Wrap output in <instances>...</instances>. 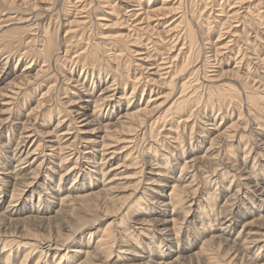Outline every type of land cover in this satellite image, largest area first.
<instances>
[{
  "label": "rangeland",
  "instance_id": "374dc122",
  "mask_svg": "<svg viewBox=\"0 0 264 264\" xmlns=\"http://www.w3.org/2000/svg\"><path fill=\"white\" fill-rule=\"evenodd\" d=\"M75 1L76 0H64L63 2L65 5L61 4V2L57 4L55 8L54 7L52 8V11L50 12L51 16L50 19L48 20H43L46 18L45 17L43 18L42 17L43 15L39 13V15L36 16L37 19L36 21L40 20L42 17V22L44 23L40 24L39 27L32 26L25 29L21 27L22 25L21 23H16V22H18L17 18H19L20 16H24L21 15L22 13L26 14V12L28 11L25 8L18 9L17 7H15L16 6L15 1L10 2L9 0H6L3 3H0V48L2 47L4 51L10 50L12 53H16V52L22 53L23 51L29 50L27 51V54H29L27 58L19 57V54H15V57H13V60L6 68V71H9V74L5 76L3 79L0 78V91H3L5 89V83L7 80L13 78L12 76H14L15 73H19V71L23 68L25 62L30 61L31 59L33 60L32 73H34V71H36L41 66L43 62V58L37 54L34 55L30 53L32 52L33 48L36 49L35 47L38 46L34 41L32 40L30 41L32 36L37 34L36 28L40 30L41 28L44 27V25L46 26V24H48L50 31L48 34L53 41L52 50H54L51 55H54L55 53H58L57 55H60V59H58V63L56 64L57 66L53 67V65L51 64L50 68L42 73L40 77L41 80L39 85L37 84L34 86V84H32L30 86L24 87L25 89H20L21 95L19 94L17 96L16 99L17 102L15 101L14 103L15 105L11 110H9L10 112L2 108V110L4 111H1L3 114L0 113V118H5L8 115H10L8 116L9 120L5 123V125L0 126V143H2V145L4 144L2 147H0V152H3V156L2 158L0 157V160L5 162L7 166L11 164L10 167H13L16 163L15 159L14 160L13 159L9 160V159H11L10 157L11 152H14V150L11 149L15 147V144L19 139L18 136H20L19 135L20 132H23L22 129L23 126L21 123L27 121L28 124H26V126L27 127L29 126L27 129H31V130L33 129L37 132L35 133L33 131V133L36 134L34 137L37 136L38 141L41 139V136L44 135L42 132L52 130L53 127L55 126L57 120L56 118L57 112H52L50 116L47 115V117H49L47 119L44 112H37V110H34L35 108H33L32 110L31 108L36 105V101H38L39 97L41 96V92L45 91L46 87L50 86V84L52 85L50 96L53 97L54 99H51L49 103L51 102L57 104L58 102L59 104L60 101H64L65 98L61 99L63 95L61 94V90L60 92H57L58 90L56 89L54 90V88H56L57 83H60L61 85L63 84L62 81H60L62 78L61 76L63 77L69 76L67 72H69L68 70L70 69H71V74H76L73 78L79 76L81 77L82 74L81 80H83L84 77L83 72H87V76L85 78L86 80L84 81V83L88 85L91 84L92 81L94 82L92 83V85H94V87H92L93 89L89 88L88 90L90 94L89 93L87 94V91L85 92L82 91L84 98H87L86 99L87 101L85 102L88 104L89 111H91L93 108V101L90 100L96 98V95H98L99 92L102 91V88L105 85V83L112 80V78H116V81L118 82L117 85L119 86L118 94L112 99L117 106L113 109L114 110L113 113L110 114L108 117L99 118L98 120L91 123V125H89L88 128L89 129L95 128V130L87 133L79 134L81 141L83 139L81 138V136L95 138L96 142L98 143V146L96 147L97 149H99L100 142L102 140L112 141L111 142L112 144H110L108 151H111L112 149H116V151H120L122 150L121 146H124L128 143L126 142L127 138L125 139L123 138L127 137L128 136L127 134L129 133L127 132L123 133L124 132L123 130L120 131L119 129L114 128L111 125H104V124L116 120L120 111L123 112V110L127 107V101H124V99L121 98L123 97L121 93H123L124 83L125 82L127 83L125 92L126 94H129L133 83L132 81L133 79H135L134 75L136 76L140 75L139 70L135 69V66L138 63L137 58H139L140 55L134 54L131 51L133 50L135 51L136 49V52L141 50L144 52L145 49L141 45H143V43H146L147 39L145 38V36L147 34L144 33L143 34L144 38L142 37V40L138 43L132 41L131 37L134 38V35H132L131 37L130 36L129 37L126 36L124 38L122 37L123 39L121 37L117 39H112L113 44L112 42L111 44H109L108 41H105L107 39L106 37L107 35L108 36H111L113 34L124 35L125 33H127V29L125 28L126 25L118 24V22H116L117 24H113L115 20L117 21V19H115V17L113 16L118 17V15H121L120 13L121 9L124 6H127V4L129 5L130 4L129 1L128 0H77L76 3ZM252 1L254 0H240V2L238 0H223V2L222 0H182L181 1L182 4L180 5L179 8V11H181L179 12V14L181 13L182 15L180 18L181 23L179 24L178 28H180V25L182 26V28H186L187 33H185V36L186 34H188L186 37L187 40H189L190 38L194 43L191 48L192 55H190L191 66L195 65L202 59L204 55V51L206 50L204 48L208 47L209 46L208 44L213 45L214 43L215 44H223L225 42H228L227 44L230 43L227 49L229 51L225 56L226 60L222 61V63L218 65L219 67H221L222 70L224 71L227 70L225 74L226 78L228 77L231 79L226 80V82L229 84L228 86L232 88V90H237L236 89L237 82L240 83L244 82L243 83L244 86L246 85L247 88L249 87V89H253L257 84L253 85V83L251 84V82L249 81L253 78L254 80H256L255 81L256 83L257 80L260 79L259 75L263 76L264 74V73L262 74V72L264 71V62L261 61L262 62L261 63L258 61V58L263 59L264 57V21H263L264 15L258 14L259 10L261 11L260 13L263 12L264 14V7L261 8L260 7L261 5L258 4L256 1H255L256 4L253 3L252 5L251 3ZM32 2L35 3L36 1L28 0L29 4ZM140 2H141V6L145 7L147 5L148 0H141ZM173 2L174 1L171 0L164 5L168 7L174 4L177 5V3L171 4ZM84 3H87L86 8H84L85 9L84 11L81 10L83 12L79 14L78 12H80V8ZM35 4L37 6L40 5L38 4V2H36ZM154 4L155 6H160L161 1L154 0ZM248 4H250L249 15L247 14L245 15L244 14L245 11H243V9H239L238 10L239 12L241 10L243 11V12L241 11V14L239 15L244 14V17H240V20L235 19L232 22L230 31H227L229 29L223 28L224 30H222V28H220L221 22L225 20L224 13H226L225 12L226 10H228L230 7L237 8L240 5L244 7ZM111 6L112 8L114 7V11L109 10ZM220 10H224V11L221 12ZM176 11L177 10H175L174 13L168 15V17L161 19L160 20L161 23L156 24L154 29L155 31L152 32L155 33L156 31H159L160 36L165 37V34H163L164 32L161 28L165 24H170L169 25L170 27L175 23L176 24L178 23L179 19L175 21V18L179 15L176 14ZM116 13H118V15ZM1 14H6V15H1ZM8 15L9 17H7ZM80 15L84 16V17H79L80 20L86 22L83 24L85 26L83 29L84 31L82 30V28H79L78 32L75 31L74 33L65 35V32L68 30L67 28L69 27L68 22L73 20L74 18L79 19L78 16ZM259 16H263L262 17L263 19H260ZM11 17H14L15 19L13 18L12 20ZM99 17H101V19L95 20V18H99ZM21 19L22 18L20 17V20ZM211 19L213 21H211ZM207 22L209 23L207 24ZM154 23L155 22H153V24ZM5 24H10V25L6 27H2ZM242 28L245 29L243 30ZM234 29H236V31ZM231 31L232 32L235 31L233 33L238 34L235 36L236 39L234 38V36H231L232 33ZM218 32H220L221 34L220 37H218ZM148 33L151 34V32ZM73 34H75L76 36L71 37ZM147 36L149 37V35ZM150 38L156 40L159 37L157 34H154ZM101 39L104 40L105 45L103 46L99 45L97 51L98 57L95 60L96 66L93 69L91 68L92 64L87 63V61L82 62L81 59V61L77 62V60L74 59L75 57L73 56H75V54H78L81 50H83L85 46L87 47L90 44L89 45L90 47L88 46V48L91 49V46L94 43L101 42L102 41ZM229 39L232 40L230 41ZM165 40L167 41L163 40L164 42V44L162 45L163 51H161L162 49H159L157 50V52H164L162 54L163 57H167L171 55L173 56L175 55V53L177 54L178 48L181 47L183 39L175 42V39L173 40L172 38L167 36ZM239 44L241 45V50L243 51V53H246V56L248 54L249 55L248 57L252 59V62L256 61V63H251L250 66H248L251 60L246 58V56L240 62H236L238 61V59L233 60L237 55V48ZM109 45H115V47H111ZM160 45L161 44L158 43L157 46ZM148 46H150V44ZM155 46L153 45L149 47V51L151 52L152 50L154 52ZM65 48L68 50L67 54H65L64 51ZM187 49H185L186 52ZM4 51L3 54L5 55L6 52ZM114 53L117 54L118 56H116L117 58L112 59ZM256 56H258V58ZM18 59L19 61H17ZM70 59H72V62L70 61ZM149 61H153V59ZM208 61H209L208 64L212 62L211 60H207L206 63ZM174 63H176V65L170 67L173 69H175L176 67L177 69V67H179L181 63V59L174 60ZM190 65L186 67V70H184V72L182 73L179 72V74L181 73L180 74L181 76L179 74L174 76L173 82H177V79L180 80V78L186 76L189 73V71L187 70L188 68H190ZM116 67L117 69L114 70ZM44 68L45 67H43V70ZM52 68L54 69L52 70ZM55 68H57L58 73L54 72ZM231 68L233 71H231ZM209 69L211 68L209 67ZM228 72L231 73V76ZM234 74L239 75L238 77L242 75L241 76L242 79L237 78ZM246 75H249L247 77L248 79L246 78ZM244 77L246 78V80L244 79ZM97 78L98 79L100 78L101 81L98 82ZM105 80H107V82ZM144 84L145 83H141V84L139 83V86L135 94H133L130 101H128L131 104L128 108H131V110H135L137 108L135 106H140V105L143 106L145 101L148 99L150 94L149 89L145 87V90L143 91ZM67 86L71 87V85H67ZM172 86L168 87L165 84L163 85L156 84L155 87H153V91L151 95L158 96V92H159L160 96H164L165 93L168 91L167 89H173V88L175 89V83ZM253 90H255V94L258 93V95L261 96L262 98L261 100H263V103H259V104H261L264 107V89H261V87H259V89L258 88L256 89L255 87ZM259 90H261V92ZM142 91L143 94L141 96ZM179 92L180 91L175 92L174 94L171 93L168 96L169 98L167 97L165 103L168 102L169 103L166 105V107L160 109L161 113H163L170 104V102H172V100H174L178 96ZM55 95H58V97H55ZM234 95L236 96L237 100L235 101L231 100L232 104L230 105H228V103L223 104L222 108L220 109V112H222V114L216 117V122L219 123L220 117L223 116V119L219 123V124L221 123L223 124L222 129L226 128V126H228V124H230L232 121L237 122V124L239 123L240 124L239 126L241 125L244 126L245 123H248L250 120H252L250 116L247 117L250 118V120L249 119L246 120L245 110L242 111L238 110L240 106H238L237 103L241 101V95L238 94L240 97H238L237 94ZM57 98H60L61 100ZM22 99H24L23 100L24 102L22 101ZM161 100L162 97L156 103H158ZM212 102L214 103L213 104L214 108L212 109L211 108L212 106H209L204 111H201L200 114H199V108L197 109L195 107L197 110V111L195 110L196 111L195 114H197L198 112L197 114L198 116H193V115L189 116L190 111H187L185 114L181 113L182 115L181 114L177 115V113L171 115L173 117L168 121H166V119L169 118L170 115H168V117L165 115L167 118L165 116L161 118L160 116L159 118L160 120L154 119L153 122L155 123H153L152 125V127L153 126L154 127L153 128L151 127L152 131L150 130L151 133L149 134L150 141H148L147 139L145 140L147 135H138L135 140V144L133 146L129 147L128 149L122 150L120 153H118V157L116 159L110 160V162H107V164L104 165V168L106 169L110 166L119 167L115 171H119L120 173L117 172L114 175L118 179H115L112 182V184H110L111 188L108 189V191L105 194H94V195L85 196L79 200L77 199L73 200L71 202L72 206L70 205V207L69 206L66 207V210L69 211L68 213L56 212L58 208L62 207V205L59 206L60 203L58 199H52L54 203L49 205L47 204L46 197L47 195H49L48 192L51 191L49 187L52 186L53 188L55 187L54 189H56L57 187L55 185L58 183L59 186L58 189L60 190V193H66V188L69 186L71 179L75 176H78L77 177L78 182L81 181L80 179H83L84 181L85 178H86L85 181L89 182L86 173L93 174V172L89 171L90 169L92 171L93 167H91L85 161L77 162V165H79V167H77L73 171L74 173L73 175L61 177L60 173L62 174L64 170L70 168L75 163L74 162L76 157L75 154L69 160L67 161L65 160L62 162H59L60 158L55 157L54 162L52 163L49 161L43 162L39 170H35L34 169L35 166L39 164L43 158L44 159L46 158L44 153H46L47 151L44 150L43 148H41L43 150L41 149L37 150L36 161L34 162L32 167H30L34 169L33 171H38L35 177L33 176V174L24 173L25 176L23 175L22 178L20 179L12 180V182L9 185L7 184L6 186H4V189L6 190H1L0 192V196H1L0 197L1 199L0 200V239L3 238L1 237L2 235L6 234L8 235V238L10 239L12 238V240H14L12 241V243H9L8 246H3L2 243L0 244V264H4L2 259L5 258V255L7 256L9 253L10 254L8 259L10 260L9 261L10 264L19 263V260H21L20 258H22L23 256V252L27 249L23 245L19 246L20 243H18V241L21 238L32 239L27 241H33V242H37V240L43 241V239H50L58 243H62L64 240H67L66 245H63V247L65 246L66 248L60 252V253H66L67 257L65 258V260H62L63 262L60 264H64V263L66 264L67 259H68L67 264H76V262L78 263L79 260L81 261L85 259V255H86L85 252L87 251H90L92 253L89 254L90 256L87 259L89 264H119V263L140 264L141 262L147 260L148 262L153 264L157 263L159 260H165L166 262H170L173 258H175L176 253L181 254L182 258L179 260V262L177 263L173 262V264H259L260 262L263 263L264 261L262 259L264 257V245L259 249L258 248L256 249L255 247H249V248L244 247L242 250L245 256H242L241 254L238 253L236 257H234L231 260V262L227 261V259H229L228 255L230 253L224 254L226 249L229 248V246L233 244V242L234 243L242 242V240L245 237L247 238L251 236V233L252 236L258 234L260 235L264 234V149L259 148L258 143L256 142V139H258L261 136H257V133L253 131V129H252V134H250L251 127L250 129H248L249 126L247 125L248 127H246L245 133L248 134L249 141L246 142V145L245 142H243L241 145L239 144L237 146L235 141H230V142L225 141L226 138L219 140L220 141L219 144L216 145L218 149L220 148L218 157L216 156L213 160L207 162L209 163V165L210 164L215 165L216 168L215 172H212L210 170L209 173L210 176L209 175L206 176L205 175L206 173L201 175L199 174L202 172L201 170H203L202 167L203 164L201 163V161L198 163L201 168H199L198 165H195L196 170L192 169L191 167L190 168L185 167L183 169V172H179L180 171L179 168L184 164L185 160L187 163L188 161L187 159H190V157L192 158L197 155L203 158L202 156L203 154L208 155V151H206L208 142L207 141L204 142V139L200 135V133H202L201 129H203V127L209 128L211 126L210 124H207L211 120L207 121V119L213 118L219 110L218 107L219 102L217 103V100H213ZM152 105L153 103H151V106ZM63 106L64 105L60 104V108ZM55 107L58 108V106ZM201 107L202 106H200V109ZM56 110L57 109L54 108V111ZM26 114H29V116L27 115L28 116L27 117ZM239 114H240V119L239 121H237L238 119L237 117ZM251 115L253 116V114ZM36 116L37 119H35ZM187 116H189L188 118H190L188 121L185 122L180 121L177 124V122L180 119L186 118ZM260 118L264 120L263 115L262 116L260 115ZM102 124L104 125V127L106 126L105 128L109 130L103 129L104 127ZM170 124L174 128L178 126V132H179L178 134L180 137L175 141L177 143L169 140L170 142L161 144L160 143L162 139L161 136L166 131H168V129L169 130L171 129L169 127ZM184 124H185V127L183 129L184 131H182V127ZM192 126H193L192 129L193 131L190 132ZM253 126L255 125L252 124V128ZM146 128L147 126L145 127V129ZM210 131L213 132L212 129H210ZM260 131L264 133V128L263 130ZM76 133H77L76 130H74V134ZM105 133L107 135L109 134L110 136L109 137L106 136ZM136 133L140 134V129L137 130ZM136 133H133L132 135L129 136H136L137 135ZM173 135L175 136L176 133L174 132ZM140 136L143 137L139 138ZM34 137L31 138L33 139V142L35 140ZM117 137L119 139H117ZM7 138L10 139L8 145L5 144L7 143L6 142ZM48 138H53V137H46V139ZM229 138L228 140H231ZM31 139L29 140L27 145L31 142ZM71 139H73V137ZM168 143H170L172 146H167ZM231 143L235 144L234 145L235 147L232 146H230L231 148L228 147V145H230ZM36 144L37 142L34 144V147ZM78 145H82V142H80V144ZM129 145L127 144L126 147ZM148 146H150V154L142 156L143 149L147 148ZM243 147H245V150ZM181 150H182V154H181ZM224 150L226 152H224ZM97 158L98 159L100 158L99 153ZM164 158H166L165 160L167 161L169 160V162L167 163V167L164 168L166 175L164 177H161L162 179L161 184L163 185L154 186L156 187L157 190H159L158 191L159 196L157 194L156 196H154L149 192L148 194H150L151 196L147 194V196L145 197L147 201H145L144 198L143 200H141L143 204L146 203L147 205L146 207H148L147 209H150V215L149 212L147 211L143 212L144 207H139V210L142 212H136L135 210H133V207H129L132 203L131 201L133 198L132 194H134L135 190H137V185L138 187H140V185L147 186L144 184V182L150 181L149 178L153 177L151 173L150 174L148 173L151 170L149 164L155 163V165L159 164L161 166H165L166 162L162 161ZM216 158L218 159L216 160ZM118 162L121 164H119ZM216 162L220 163L218 167L216 166ZM225 162L228 163L225 164ZM231 164H233L234 166H232ZM6 165L4 166L6 167ZM252 169L255 175L254 178L256 179L260 187L256 189L254 187H242V185L240 187V184L242 183V180H240L241 174L247 170L248 171L250 170L251 172ZM31 170H29V172ZM194 172L195 175L193 178L195 180L193 179L194 182L193 184L196 183L197 184L192 185L190 182V185L192 186V188L198 186L197 191H200V193L198 194L196 193L195 198L201 200V198H205L206 196H209L208 198L209 202L212 205H214V207H211L213 209L212 212H211V208L205 207V209H203L204 216H200L199 218L198 208L193 200L192 201L193 203H191L192 205L189 206L190 208L188 211L183 212L182 207L177 209L174 208V211H172L173 216H167L161 211V209L164 208L161 205V203L168 202V193L171 190V185L176 183L178 187H183L185 184L189 182V180L192 179L191 174ZM222 172H226V174L221 175ZM2 175H4V173L3 174L0 173V177ZM83 175L85 178L82 177ZM155 177H157V175ZM101 179H102L101 176L98 175L97 180L92 179V184H94V186L88 185L89 187L86 186L83 189H78L76 192H74L75 193L74 195L81 196L82 194H85L88 191H97L101 187L100 185L102 181ZM14 182H16L17 184L13 189L12 183ZM188 186H185V188L188 189ZM238 186L240 187V189ZM236 187L238 189H236ZM235 191H238V193L237 192L235 193ZM12 192L15 195L14 196L15 199H13L12 203L15 204L14 208L17 207V210H14L13 208L12 210H10L11 211L10 214V211L6 212L4 211V209L6 208L10 200H12L11 199ZM39 195L40 197H38ZM38 198L40 199L38 200ZM138 200L139 199H137L136 201ZM148 201L153 204H149ZM188 203L184 204V207L186 206L187 208ZM202 203L205 204V201H202ZM171 208H172L171 206L166 207V210L168 209L167 214L168 213L170 214ZM230 208L232 213L229 215L227 213L230 211ZM125 212H126V216L122 217L121 219V216ZM167 217L173 218L174 219L173 222L176 223V226L178 225V227L181 228L180 233L178 234L177 237L178 242H176L177 238L173 239L174 241H171V243L168 242V240L165 241L163 240L162 249L165 252L160 253L159 256H156L155 253H151L150 249L147 248L149 247L148 245L149 242L147 239L153 235L159 241L158 237H161L160 228H162L165 225L168 227L170 226V228H172L173 222L167 221L166 220ZM3 218H6L7 220ZM143 219L145 220L149 219V220L143 221ZM134 220L135 223L133 224ZM137 221L138 222L143 221L144 223L136 224ZM202 221H204L205 226L202 225ZM230 221L232 222L230 223L231 225L227 227L225 233L221 234L222 232L221 230H219L221 226L220 222L229 223ZM125 228H128V231L125 234H128V232L130 233L126 235L128 236V238L124 237L125 235H122L121 233L118 234L119 231H122ZM137 228H141V230L139 229L137 230L138 233L135 230ZM103 230H107V232H109L111 235L115 234V240L114 243L112 244V248L109 253L110 255L109 259L105 258V256L101 253H98L99 255L95 254L96 251L94 246H96L97 238L100 237L99 235L102 234ZM132 230H135L136 233H133ZM182 231L184 232L182 233ZM213 234H215V236H220V238L222 239L223 238L226 239V241L223 240V245L220 244L217 246L216 240H211L210 243L208 244V248H209L208 252H211L210 256H208L206 253L191 255L192 253L198 251L204 239L205 240L207 238L209 239L210 236ZM123 240H126V242H124ZM23 241L26 240H22V242ZM163 243H167V245L170 246V249H172L173 252L167 249L165 247V244ZM150 244L153 245V243L151 242ZM2 246H3L2 248L3 250L1 251ZM29 246L31 245L28 244L27 247ZM35 247L37 248V246ZM123 249H126L124 250L125 254L123 252L118 251ZM159 249L160 251L162 250L161 248ZM77 250L80 253H78ZM40 251L41 250L39 248L33 250L32 251L33 254L27 259L25 264H35L38 259L37 257L40 255ZM136 251L139 253L141 252L146 257H144L143 260L140 258V261L136 260L137 258H135V260L131 259L130 262L124 259H119L121 258L122 255L133 257V255H131L130 253ZM169 251H170V254L168 255L169 257L166 258L167 257L166 252ZM153 252H157V251L154 250ZM211 256H213L214 258L212 260H209L208 262L206 258ZM41 259L42 260L40 264H54L53 253H48Z\"/></svg>",
  "mask_w": 264,
  "mask_h": 264
},
{
  "label": "bare ground",
  "instance_id": "6f19581e",
  "mask_svg": "<svg viewBox=\"0 0 264 264\" xmlns=\"http://www.w3.org/2000/svg\"><path fill=\"white\" fill-rule=\"evenodd\" d=\"M5 1L6 0H0V3H3ZM9 1L10 2L15 1V3H16L15 7H17L18 9H24L25 8L28 11V12H26V14H23V13L21 14V15H24V16H20L23 20L22 19L20 20V17H19V18H17L18 22H16V23H21L22 24L21 27H23L24 29L28 28V27H32V26L39 27L40 24L44 23V22H42V17L46 18V19H43V20L50 19V16H51L50 12L52 11L53 7L55 8L56 5L59 4L60 2H61V4L65 5L64 2H63L64 0H32V1L38 2V4H40L38 6L35 4L36 2L35 3L32 2V3L29 4L28 0H9ZM76 1H75V3H76ZM128 1H129L130 4L129 5L127 4V6H124L121 9V11H120L121 15H118V13H116L118 15V17L113 16V17H115V19H117V21L115 20L113 22V24H117L116 22H118V24L126 25L127 27L125 26V28L127 29V33H125L124 35H121V34L120 35H114L113 34L111 36L107 35L106 36L107 39L105 41H108L109 44H111V42H112V44H113L112 39H117V38H120V37L124 38L126 36H128V37L130 36L131 37L132 35H134V38L131 37L132 41L138 43V42H140L142 40V37H143L144 33L149 35V37L147 35L146 36L144 35L145 38L147 39L146 43H143V45H141L145 49L144 52L142 50L136 52V49H135V51L134 50L131 51L134 54H137V55L139 54L140 55L139 58H137V60H138L137 62L138 63L135 66V69L139 70V72H140L139 74L140 75L139 76L134 75L135 79H133V81H132L133 83H132V87L130 89V93L129 94H126V92H125L127 83L126 82L124 83L123 93H121L123 97H121V96L120 97L123 98L124 101H127V107L123 110V112L120 111V113L118 114L116 120L110 121V122H107V123L104 124V125H111L112 127L119 129L120 131L123 130L124 131L123 133H125V132L129 133V134H127L128 136L124 137L123 139L127 138L126 139V142H128L127 144L128 145L131 144V145H129L127 147H126L127 144L124 145V146H121V149L125 150V149H128L129 147L133 146L135 144V140H136L138 135H147L145 140L147 139L148 141H150V135L149 134L152 131L151 127H152L153 123H155V122H153L154 119L157 120V119L160 118V116L162 118L165 115L167 117H168V115H170L169 118H167L165 116L167 118L166 121H168L169 119H171L173 117L171 115H174L176 113H177V115L181 114V113L185 114L187 111H190L189 116H192V115L193 116H198L197 115L198 112H197V114H195V112L197 111L196 108L197 109L199 108V114H200L201 111H204L209 106H212L211 108L213 109L214 108V106H213L214 103L212 102L213 100H217V103L219 102V104H218L219 110H218L217 114L213 118L207 119V121L211 120V121H209L207 123V124H210L211 126L209 128L203 127V129H201L202 133H200V135L204 139V142H206V141L208 142V146L206 147L207 148L206 151H208V155L207 154H203L202 155L203 158L200 157V156H197V155L192 157V158L190 157V159H187L188 160L187 163H186V160H185V162L183 161L184 164L182 163L183 165L180 168L178 167L179 170H180L179 172H183V169L185 167H187V168L191 167L192 169H195V165H198L199 168H201L200 165L198 164L200 161L203 164V166H202L203 170H201L202 172L199 173L200 175L206 173L205 175L207 176V175H209L210 170L212 172H215L216 171L215 165H212V164L209 165V163H207V162H210V160H213L216 156L218 157L219 152H220V148L218 149V147L216 145L219 144V142H220L219 140H222V139L226 138L227 140L225 139V141H229V142L230 141H235L237 146L239 144L241 145L243 142H245V145H246V142L249 141L248 134L245 133L246 132V127H248V126H249L248 129H250V127H251L250 134H252V129H253V131H255L257 133V136H261L258 139H256V142L258 143L259 148H263L264 149V133L262 131H260V130H263V128H264V120H262V118H260V115L264 116V114H261V113H264V109H263L264 107L261 104H259V103H263V100H261L262 99L261 96H259L258 93L255 94V90H253L255 87H256V89L257 88L259 89V87H261V89H264V78H263L264 71L262 72L263 76L262 75L260 76L258 74L260 79H258L256 83H255L256 80H254L253 78L249 81V82H251V84L253 83V85L257 84L253 89H249V87L247 88L246 85L244 86L243 85L244 82L243 83L242 82L241 83L237 82L236 89L238 91L237 90H232V88H230L228 86L229 84L226 82V80L231 79V78H228V77L226 78L225 74H226L227 70L226 71L222 70L221 67H219V65H218V64H221L222 61L226 60L225 56H226L227 52L229 51L227 49H228V45L230 43L227 44L228 42H225L223 44H215V43L213 45L212 44L211 45L208 44L209 46L204 48L206 50L204 51V55H203L202 59L200 58L201 60L198 63H196L195 65H192V66L190 65V63H191L190 55H192L191 54V48H192V45L194 43H193V41L190 38H189V40H187L186 37H187L188 34H186V36H185V33H187L186 28H182L181 25H180V28H178L179 24L181 23V19L180 18H181L182 14L181 13L179 14V12H181V11H179V8H180V5L182 4L181 3L182 0H173L174 2L171 3V4L177 3V5L174 4L175 6L172 5V6H169V7L165 6L164 4H166L168 1H171V0H160L161 1V5L160 6H155L154 0H148L147 5L145 7L141 6V2H140L141 0H128ZM238 1L240 2V0H238ZM255 1L258 4L261 5L260 6L261 8L264 7L263 6L264 0H254V1L251 2L252 5H253V3H255ZM222 2H223V0H222ZM250 4H248V5L244 6V7L242 5H240L237 8L230 7L228 10H226L225 11L226 13H224L225 14L224 15L225 16V20L221 22L220 28H222V30L229 29L227 31H230L232 22L235 19L240 20V17H244V14L245 15L246 14L249 15ZM86 5H87V3H84L81 6L80 12H78L79 14L85 10L84 8H86ZM237 5H239V4H237ZM216 9H219V8H216ZM239 9H243V11H245V13L242 14V15H239V14H241V11H242L241 10L239 12L238 11ZM81 10H83V11H81ZM109 10L110 11H114V7L112 8V6H111L109 8ZM175 10H177L176 14H179L175 18V21L177 19H179L178 23L177 24L175 23L176 25L174 24V25H172L170 27H169L170 24H165L164 26H162L161 29L163 30V32H164L163 34H165V37L160 36V32L159 31H156L155 33L152 32V31H155L154 29H155L156 24H158V23L160 24L161 23L160 22L161 19H164V18L168 17V15L174 13ZM220 11L223 12L224 10H220ZM260 12L261 11L259 10L258 14L264 15L263 12L262 13H260ZM39 13L41 15H43V16L41 17L40 20L36 21L37 20L36 16L39 15ZM1 15H6V14H1ZM7 17H9V15ZM79 17H84V16L80 15V16H78V18ZM259 17H260V19H263L262 18L263 16H259ZM11 18L13 20L14 17H11ZM98 19H101V17L95 18V20H98ZM211 21H213V20L211 19ZM263 21H264V19H263ZM153 22H155V23L153 24ZM84 23H86V22L83 21V20H80V18L79 19H75L74 18L73 20L69 21L68 22L69 27L67 28L68 30L65 32V35H69L70 33H74L75 31L78 32L79 28H82V30H83L84 27H85L83 25ZM208 23L209 22H207V24ZM10 24H12V23H10ZM10 24H5L2 27H6V26H8ZM166 27H168V28H166ZM36 30H37V34L32 36L30 41L31 40L34 41L38 46L35 47L36 49L33 48L32 52H30V53H32L34 55L37 54V55L41 56L43 58V62L41 64V66L36 71H34V73H32L33 60L31 59L32 61L30 60V61L25 62L24 65H23V68L19 71V73H15L14 76H12L13 78H11V79L6 81L5 89L3 91H0V113H2L1 111H4V110H2V108H4L5 110H8V111L13 108V106L15 105L14 104L15 101L17 102V100H16L17 96L21 92L20 89H25L24 87L30 86L32 84H34V86L37 85V84L39 85L40 84V80H41L40 77H41L42 73L44 71H46L47 69H49L51 64L53 65V67L57 66L56 64L58 63V59H60V55H57L58 53H55L54 55H51L54 50H52L53 49V41H52L51 37L48 34L50 32L48 24H46V26L44 25V27L41 28L40 30L38 28H36ZM234 30L236 31V29H234ZM174 31H176V32H174ZM235 31H233V32H235ZM148 32H151V34H149ZM233 32L231 33V36H234V38L236 39L235 36L238 35V34H235ZM117 34H119V33H117ZM152 34L153 35L157 34L159 38H157L156 40L155 39H151L150 37L153 36ZM75 36L76 35L73 34L71 37H75ZM167 36L172 38L173 40L175 39V42H177L178 40H182V39H183V41H182L181 47L178 48L177 54L175 53V55H173V56L172 55L171 56H167L168 55L167 54L166 55L167 57H163L162 54L164 52H157V50L162 49L161 51H163V46H162L164 44L163 40L167 41L168 38H167V40H165V38ZM220 36H221V34H220V32H218V37H220ZM218 37H217V39H218ZM241 40H242V38H241ZM243 41H244V39H243ZM26 43H28V42H26ZM116 43H114V44H116ZM158 43H160L161 45L157 46ZM149 44H150V46H148ZM99 45H101V46L105 45L104 40H102L101 42L94 43L91 46V49H89L88 46L87 47L85 46V48L83 50H81L78 54H75V56H73V57H75L74 59H76L77 62L81 61V59H82V62L87 61V63L92 64L91 68L93 69L96 66V63H95L96 61L95 60L98 57V52L97 51H98ZM153 45L154 46L156 45L155 48H154V52L151 49H150L151 50V52H150L149 51V47H151ZM109 46L115 47V45H109ZM1 48H0V78L3 79L5 76H7L9 74V71H6V68L8 67L10 62L13 60V57H15V54H19V57L27 58L29 56V54H27V51H29V50L23 51L22 53H17V52L16 53H12L10 50H9L10 52L9 51H4L3 48L2 49ZM28 48H30V47H28ZM185 49H187V52H186ZM3 51L6 52L5 55L3 54ZM64 51H65V54L68 53V50L66 48H65ZM158 54H160V55H158ZM116 56H118V55L114 53L112 59L117 58ZM245 56H246V53H243V51L241 50V45L239 44L238 48H237V55L235 56V58L233 60H237L238 59V61H236V62H240ZM248 56L249 55L247 54L246 58L251 60L250 63L248 64V66H250L251 63H256V61L252 62V59L250 57H248ZM256 57L258 58V56H256ZM209 58H211V59H209ZM112 59H110V60H112ZM151 59H153V61H149ZM176 59L177 60L181 59V63L179 65V67H177V69H176V67H175V69H173L170 66L173 67L174 65H176V63H174V60H176ZM207 60H211L212 62H210V64H208L209 61L206 63ZM17 61H19V59ZM70 61L72 62V59H70ZM258 61L259 62H261V61L264 62V57H263V59L262 58L261 59L258 58ZM199 63H200V65H199ZM188 65H190V68H188V70H187V71H189V73L186 75V72H185L186 76L180 78V80L177 79V82H173L174 81V76L178 75L179 72H181V73L184 72V70H186V67ZM43 67H45L44 70H43ZM209 67L211 69H209ZM53 69L54 68H52V70ZM116 69H117V67L114 70H116ZM68 71L69 72H67V73L69 74V76H65V77L61 76L63 79L61 78L60 81H62L63 84L61 85L60 83L56 82L57 85L55 84L56 88H54V90L55 89L58 90L57 92H60V90H61V94H63L61 99L65 98V100L64 101H60L59 104H58V102H57V104L51 103V102L49 103V101L51 99H54L53 97L50 96V93H51L50 91L52 90V88H51L52 85L50 84V86L46 87L45 91L41 92V96L39 97L38 101H36V105L31 108V110L33 108H35L34 110H37V112H44L46 117H47V115L50 116V114L52 112H57V117H56L57 120H56V124L53 127V129L49 130V131L42 132L44 135L41 136V139L38 141L37 140V136L34 137L36 135L35 133H37V132L35 130H33V129L32 130L31 129H27L29 126L27 127L26 124H28V123H27V121L26 122L24 121L23 123H21L22 126H23L22 127L23 132H20V134H19L20 136H18L19 139L17 140V142L15 144V147H13L11 149V150H14V152H11V154H10L11 155L10 156L11 159H9V160H12V159L14 160L15 159V162H16L15 165L13 167H10L11 166L10 163H9L10 165L7 166L5 162L0 160V173L1 174L4 173V175H2L0 177V192H1V190H6V189H4V186H6L7 184L9 185L12 182V180H17V179L22 178L24 173L33 174V176L35 177V175H36V173L38 171H33V170L34 169L35 170H39V168L41 167L43 162H47V161H49L51 163L54 162L55 157L60 158L59 162H62V161H65V160L66 161L69 160L70 158H72L73 155L76 154V157H75V160H74L75 163L70 168H67L66 170H64V172L62 174L60 173L61 177L62 176L73 175L74 174L73 171L77 167H79V165H77V162H81V161L82 162H84V161L87 162L91 167H93L92 171L89 168L90 169L89 171L93 172V174L86 173L87 174V179L89 180V182L85 181L86 178L84 177V175L82 177H84L85 180L83 181V179H80L81 181H79V182L77 180L78 176H75V177H73L71 179V182H70L69 186L66 188V193H60V190L58 189L59 188L58 183L55 185L57 187L56 189H54L55 187L53 188L52 186L49 187L51 189V191L53 192V194H52L51 191L48 192L49 195H47V197H46L47 204L49 205V204L54 203V201H52V199H58L59 203H60L59 206L62 205V207L58 208L56 210V212H64V213H68L69 212L68 210H66V207H68V206L70 207L71 202L73 200H76V199L79 200V199H81V198H83L85 196L94 195V194H105L108 191V189L111 188L110 184H112V182L115 179H118L114 175L117 172H119V171H115L119 167L118 166H110V167H108L106 169V168H104V165L107 164V162H110V160L116 159L118 157V153H120L122 151V150L116 151V149H112L111 151H108V149L110 147V144H112L111 143L112 141H104V140H102L100 142L99 149H97L96 147L98 146V143L96 142L95 138L81 136V138H83L82 141H81V139L79 137V134L87 133V132L95 130V128H93V129L90 128L89 129L88 128L89 125H91V123H93L94 121L98 120L99 118L108 117L110 114L113 113V111H114L113 109L115 107H117L115 102H113V100H112L118 94V89H119V86L117 85L118 82L116 81V78H112V80H110L108 82H107V80H105L107 83H105V85L103 86L102 91H100L99 94L96 95L95 99H93V100L89 99L90 101H93V108H92L91 111H89L88 104L85 102V101H87L86 100L87 98H84L82 91H84V92L87 91V94H88L89 93V91H88L89 88L94 87V85H92V83H94V82L92 81L91 84H88V85L86 83H84V81L86 80L85 78L87 76V72H83L84 73V77H83V80H81L82 74H81V77L79 76V77L73 78L76 74H71V69L68 70ZM127 71H128V69H127ZM231 71H233L232 68H231ZM54 72L58 73L57 68H55ZM172 72H173V74H172ZM229 74L231 76V73H229ZM126 75H127V73H126ZM234 75L237 78H241L242 79V77H241L242 75L240 77H238L239 75H236V74H234ZM248 76L249 75H246V78ZM168 77H170V78H168ZM246 78L244 77L245 80H246ZM97 80H98V82L101 81L100 78L99 79L97 78ZM141 80H143L144 82L141 81ZM240 81H242V80H240ZM139 83L140 84L141 83H145L143 85V91L145 90V87H147V89H149V93L150 94H149V97L145 101L143 106H141V105L140 106H135L137 108L135 110H131V108H128L131 105L128 101H130V99L133 96V94H135V92H136V90H137V88L139 86ZM174 83H175V89L174 88L173 89H167L168 91L165 93L164 96H160L159 92H158V96H152L151 95V93L153 91V87H155L156 84H159V85L160 84H162V85L165 84L168 87H170ZM67 85H71V87H68ZM140 87H141V85H140ZM143 91L141 93V96L143 94ZM178 91H180L178 96L174 100H172V102H170V104L165 109V111L163 113H161L160 109H163V107H166V105L169 103V102L165 103L167 97L171 93L174 94L175 92H178ZM259 91L261 92V90H259ZM52 93H53V91H52ZM55 93H56V91H55ZM234 94H237V95L240 94L241 95V101L239 103H237V105L240 106L238 108V110L239 111L240 110L241 111L245 110L246 120L247 119L250 120V118H247L249 116L252 118V120H250V121L248 120L249 122L245 123L244 126H242V125L239 126L240 125L239 123L237 124V122L232 121L230 124H228V126H226V128L222 129V125L223 124L222 123L219 124V123L223 119V116L220 117L219 123L216 122V117L220 116L222 114V112H220V109L222 108L223 104L228 103V105H230V104H232L231 100H233V101L237 100L236 96ZM55 97H58V95H55ZM161 97H162V100L159 101L158 103H156L159 99H161ZM238 97H240V96L238 95ZM57 99H60V98H57ZM170 99H172V98H170ZM23 100L24 99H22V101ZM168 101H170V100H168ZM151 103H153L152 106H151ZM60 104L64 105V106L60 108ZM137 105H139V104H137ZM55 106H58V108H56ZM200 106H202L201 109H200ZM54 108L57 109V110L54 111ZM31 113H32V111H31ZM59 114H62V115H59ZM251 114H253V116ZM27 115L29 116V114H26V116ZM8 116H10V115H8ZM8 116L5 117V118H0V126L5 125V123L9 120ZM189 116H187L186 118L180 119L177 122V124L180 121H183V122L188 121L190 119V118H188ZM46 117H45V119H46ZM48 118L49 117H47V119ZM237 118H238L237 121H239L240 114L238 115ZM35 119H37V116L35 117ZM252 124L255 125V126H253V128H252ZM104 125H103V127H104ZM146 126H147V128L145 129ZM193 126H192L190 132L193 131L192 130ZM105 127L103 129L109 130V129L105 128ZM169 127L171 129L169 130L167 128L168 131H166L161 136L162 137V139L160 141L161 144L166 143V142H170L169 140L175 142L180 137L179 134H178L179 133L178 132V126H176L174 128L170 124ZM184 127H185V124L182 127V131H184L183 130ZM139 129H140V134H137L136 131L139 130ZM210 129H212L213 132H211ZM74 130H76V132H77L76 134H74ZM33 131L35 133H33ZM174 132L176 133L175 136L173 135ZM133 133H136L137 135L136 136H129V135H132ZM73 134H74V136H73ZM105 135L108 136V137L110 136L109 134L107 135L106 133H105ZM33 137L35 138L34 142H33V139H31ZM46 137H53V138L46 139ZM72 137H73V139H71ZM141 137H143V136H140L139 138H141ZM228 138L231 139V140H228ZM30 139H31V142L27 145V143L29 142ZM117 139H119V138L117 137ZM9 140L10 139L7 138V140H6L7 143H5L6 145H8ZM36 142H37V144L34 147V144ZM80 142H82V145H78V144H80ZM156 143H157V141H156ZM175 143H177V142H175ZM3 145H2V143H0V147H2ZM234 145L235 144L231 143L230 145H228V147H230V146L235 147ZM150 146H151V144H150ZM150 146H148L147 148L143 149L142 156L150 154ZM167 146H172V145L170 143H168ZM41 148H43L44 150H47L46 153H44L46 158L45 159L43 158L41 160V162L39 164H37L34 169H32L30 167H32V165L36 161L37 150H39ZM243 148L245 150V147H243ZM43 149H41V150H43ZM4 152H6V151H4ZM224 152H226V151L224 150ZM98 153L100 155L99 159L97 158ZM154 153H151V154H154ZM181 154H182V150H181ZM132 155H133V153H132ZM206 155H207V157H206ZM2 156H3V152H0V157L2 158ZM154 157H156V156H154ZM165 159L166 158H164L162 160L163 162L164 161L166 162L165 166H161L159 164L155 165V163L149 164L151 170L150 171L148 170L149 171L148 173L149 174L151 173V175H153V177L149 178L150 181L144 182V184L147 185V186L140 185V187H138V185H137V190H135L134 194H132L133 195V198L131 200L132 203H131V205L129 207H133V210H135L136 212H142V211L139 210V207H144L143 212L147 211V212H149V215H150V209H147L148 207H146L147 206L146 203L143 204V202H141V200H143V198H144V200L147 201V199L145 197L147 196V194L149 192L152 195H154V196H156V194L159 196V194H158L159 190H157L156 187H154V186L163 185V184H161V180H162L161 177H164L166 175V173L164 171V168L167 167V163L169 162V160L167 161ZM217 159L218 158H216V160ZM204 160H206V161H204ZM129 162H131V161H129ZM118 163H117V165H118ZM134 163H136V162H134ZM143 163H144V160H143ZM227 163L228 162H225V164H227ZM119 164H121V163H119ZM186 164H189V165H186ZM219 164H220L219 162L218 163L216 162V166L217 167H218ZM4 165H6V167ZM231 165L234 166L233 164H231ZM229 166H230V164H229ZM85 168H86V166H85ZM231 168H233V167H231ZM28 169L29 170L32 169V170L29 172ZM4 171H6V172H4ZM190 172H191V170H190ZM226 172H222L221 175L226 174ZM96 175H97V177H96ZM98 175L101 176V178H102L101 180L102 181H101V184H100L101 187L97 191H88L87 193L82 194L81 196L74 195L75 194L74 192H76L78 189H83L84 187H86L88 185L89 186L90 185L94 186V184H92V179L97 180ZM156 175H157V177H155ZM183 175H186V174H183ZM194 175H195V172L191 174L192 179L189 180V182L187 184H185L183 187H178V185H176V183L171 185V190L168 193V202H162V201H161L162 203L160 202L161 205L164 207V208L161 209V211L164 214H166L167 216H173V212L172 211H174V208L177 209V208H180V207H182L183 212H186V211L189 210V208H190L189 206L192 205L191 203H193L192 202L193 200H194V203L197 205L199 218H200V216H204L203 215L204 214V210L203 209H205V207H207V208L214 207V205H212L209 202V199H208L209 196H206L205 198H201V200L195 198L196 197V193L198 194V193H200V191H197V189H198L197 187L198 186L192 188V186L190 185V182H191L192 185H196L197 184L196 182H195L196 184H193L194 183L193 182ZM29 177H31V176H29ZM238 177H239V175H238ZM254 177H255V175H254L253 169H252L251 172H250V170L249 171L248 170L244 171L241 174L240 180H242V183L240 184V187L242 185V187H254L255 189L259 188L260 185H258V183H257V181H256V179ZM206 180H208V179H206ZM240 180H238V181H240ZM176 181H177V179H176ZM16 184H17L16 182L12 183L13 189H14ZM198 185H199V183H198ZM185 186H188V189H186ZM177 187H178L179 190L177 189ZM240 187H239V189H240ZM236 189H238V188L236 187ZM89 190H91V189H89ZM238 191H235V193L236 192L238 193ZM148 195H150V194H148ZM14 196L15 195L12 192V194H11V199L12 200H10V202L7 204V206L4 209V211L8 212V211H10V210H12L14 208L15 204L12 203L13 199H15ZM38 197H40V195ZM211 198H212V196H211ZM39 199L40 198H38V200ZM137 199H139V200L136 201ZM202 201H205V204H203ZM148 203L149 204H153V203H151L149 201H148ZM186 203H188L187 204V206H188L187 208H186V206L184 207V204H186ZM208 203H210V204H208ZM168 206L172 207L171 208V212L172 213L170 212V214L169 213L167 214L168 209L166 210V207H168ZM14 210H17V207L14 208ZM212 210L213 209L211 208V212H212ZM175 213H177V212H175ZM231 213H232V211H231V208H230V211L227 214L230 215ZM10 214H11V211H10ZM206 215H207V212H206ZM125 216H126V212L121 216V219H122V217H125ZM3 219H6V218H3ZM147 220H149V219H147ZM147 220L143 219V221H147ZM166 220L167 221H171V222L174 221V219L171 218V217H167ZM183 220H184V218H183ZM143 221H140V222L137 221L136 224L144 223ZM134 223H135V220H134L133 224ZM226 223L225 222H220L221 226H220L219 230H221V232H222L221 234L226 232L227 227L229 225H231L230 223H232V222L230 221L229 223H227V224ZM202 225H204V221H202ZM138 229L141 230V228H137L135 230L137 231ZM160 229H161L160 230L161 231V233H160L161 237H158L159 241L153 235L147 239L148 242H149L148 243L149 247H147V248L150 249L151 253H155L156 256H159L160 253H164L165 252L162 249L163 248L162 241L163 240L164 241L168 240V242H170V243H171V241H174L173 239H176L178 237V234L180 233V229L181 228L178 227V225L176 226V223L173 222L172 228H170V226L168 227V226L165 225V226H163ZM135 230H132V232L136 233ZM127 231H128V228H125L122 231H119L118 234L121 233L122 235H125L124 237L128 238V236H126V235H128L130 233L128 232V234H125ZM183 232L184 231H182V233ZM137 233H138V231H137ZM99 236L100 237L97 238V242H96L97 244L95 243L96 246H94L95 251H96L95 254L97 255L98 253H101V254H103L105 256V258L109 259L110 258L109 253L111 251L112 244L114 243V240H115V234L111 235L109 232H107V230H103L102 234H100ZM1 237H3V238L0 239V244L2 243L3 246H8L9 243H12V241H14V240H12V238L11 239L8 238V235H6V234L2 235ZM22 240H26V241L22 242ZM27 240H32V239L21 238L18 241V243H20L19 246L23 245V246H25V248H27L23 252V256H22V258H20L21 260H19L18 264H25L27 259L33 254L32 251L35 250V249H38V248L41 251H40V255L37 257L38 259H37L35 264H40L41 260H42L41 258H43L48 253H53V257H54L53 263L54 264L62 263L63 262L62 260H65V258L67 257L66 253H60L61 251H63L66 248L65 246L63 247V245H66L67 240H64L62 243H58V242H56L54 240H50V239H43V241L37 240V242L27 241ZM211 240H216L217 246L220 245V244L223 245V240L226 241V239H224V238L222 239V238H220V236H215V234H213V235L210 236L209 239L207 238L206 240L204 239L203 242L201 241L202 242L201 247L198 249V251L192 253L191 255H197V254L206 253L208 256H210L211 252H208V249H209L208 248V244L210 243ZM123 241L126 242V240H123ZM150 242L153 243V245H151ZM176 242H178V238H177ZM28 244H30L31 246L27 247ZM87 244H88V242H87ZM163 244H165V247L167 249H169L171 252H173L172 249H170V246L167 245V243H163ZM263 245H264V234L263 235L262 234L261 235L258 234V235L252 236V233H251V236H249L247 238L245 237L242 240V242H239V243H234L233 242V244H231L229 246V248L226 249L224 254L230 253L228 255L229 259H227V261L231 262V260L234 257H236V255L238 253L241 254L242 256H245V254L243 253V250H242L244 247H248V248L249 247H255L256 249L257 248L259 249V248L263 247ZM3 246L1 247V251L3 250L2 249ZM35 246H37V248ZM159 248H161L162 250L160 251ZM124 250H126V249L118 250V251L124 253ZM154 250L157 251V252H153ZM170 251L166 252V256H167L166 258L169 257L168 255L170 254ZM77 252L80 253L78 250H77ZM147 252H149V251H147ZM85 253H86L85 259L82 258L83 260H81V261L79 260V262L78 263L76 262V264H89L87 259L90 256L89 254H92V253L90 251H87ZM128 253H130V252H128ZM9 254L7 256L5 255V258L2 259L4 264H10V262H9L10 260L8 259L9 258ZM130 254L133 255V257H128L126 255H122L121 258H119V259H124V260L130 262L131 259L135 260V258H137L136 260L140 261V258L143 260V258L146 257L144 254H142L141 252L139 253L137 251L133 252V253L131 252ZM136 255H137V257H136ZM181 258H182L181 254H179V253L177 254L176 253L175 258H173L170 262H166L165 260H159L157 263H154V264H173V262H176V263L179 262V260ZM213 258H214L213 256L207 257L206 260L209 262V260H212ZM262 260L264 261V257H263ZM66 261H67L66 262V264H67L68 263V259ZM119 264H123V263H119ZM132 264H137V263H132ZM140 264H153V263H150L147 260V261L141 262ZM259 264H264V262L263 263L260 262Z\"/></svg>",
  "mask_w": 264,
  "mask_h": 264
}]
</instances>
